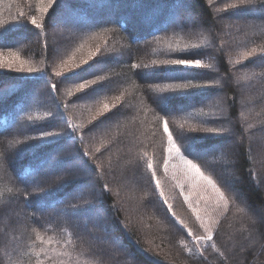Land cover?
Instances as JSON below:
<instances>
[{
    "label": "trees",
    "instance_id": "trees-1",
    "mask_svg": "<svg viewBox=\"0 0 264 264\" xmlns=\"http://www.w3.org/2000/svg\"><path fill=\"white\" fill-rule=\"evenodd\" d=\"M125 1H147L151 6L158 2L157 9L146 16L154 28L130 32L125 18L87 25L95 16L100 17L105 7L113 10L123 0H57L51 6L48 0H0V52L26 63L21 67L17 63L0 66V264L3 210L14 203L28 204L29 216L15 239L12 264H264V31L248 33L247 25L235 23L231 18L235 7L222 13L218 22L214 4L227 0ZM257 3L256 8L264 6V0ZM183 5L205 30L196 35L190 33L186 22L182 29L169 24ZM44 8L46 13L41 12ZM65 9L66 16L70 15L73 20L68 18L80 29L58 52L52 43L51 25ZM33 16L43 23L42 29L31 25ZM223 24L228 29L224 30ZM19 37H25L29 44L11 43ZM138 41L149 51L138 50ZM120 45L121 53L115 51ZM243 47L259 48L263 55L238 67L232 51L239 52ZM214 48L217 55L210 57ZM117 53L123 55L130 79L112 89L107 67L98 70L94 66L100 62L110 65ZM201 56L208 61L199 69L169 63ZM70 61L81 68L57 76L60 65ZM133 64L138 67L133 68ZM29 68L39 71L29 72ZM174 69L198 75L195 79H179L163 74ZM237 71L253 75L249 83L241 82ZM147 74L153 79L145 80ZM86 80L95 83L78 89ZM53 83L54 91L50 88ZM169 83L191 86L175 92L157 91ZM94 91L98 93L95 99L91 98ZM33 94L37 96L35 105L31 104ZM222 94L226 121L223 114L202 103L203 98ZM160 95L176 97L166 116L152 100ZM114 98H119L120 104L99 115L102 104ZM120 116L124 117L122 123L117 121ZM162 118L168 120L181 152L191 159L185 151L189 149L197 157L194 162L217 183L230 203L214 232L216 247L209 245L202 255L188 235V230L195 235L197 227L185 217V206L176 193L165 191L168 144ZM207 127L218 131L207 133ZM226 133H232L235 141L223 135ZM10 142H17L15 148H7ZM191 142L194 150L188 145ZM219 145L229 152L228 167L195 151ZM63 147L75 150L82 164L68 175L80 179L78 183L92 179L98 195L77 210L46 208L39 213L38 204H50L53 197L62 205L73 204L62 195L78 183L67 180L61 184L44 170V164ZM67 155L51 162V166L73 161L74 157ZM227 171L232 174L230 179ZM231 180L234 191L227 185ZM3 200L8 201L6 207ZM98 203L106 207V220H98L95 225L99 233L88 243V233L80 227L92 229L90 219L73 222L70 217L81 216ZM118 238L127 247L126 255L115 254L105 246L117 243Z\"/></svg>",
    "mask_w": 264,
    "mask_h": 264
},
{
    "label": "rangeland",
    "instance_id": "rangeland-1",
    "mask_svg": "<svg viewBox=\"0 0 264 264\" xmlns=\"http://www.w3.org/2000/svg\"><path fill=\"white\" fill-rule=\"evenodd\" d=\"M123 0V2L118 3L117 7L114 8L113 10H110L108 7H105L104 10H102L99 14L100 17L95 16V20L93 21H89L87 23V25H100L106 22H114L118 19L121 18H125L126 20L129 21V25L131 26V29L129 30L130 32H134L137 33L143 29L149 30L150 28L153 29L154 27H150L149 26V19L146 18V16L148 14H150L151 12L153 13V11L157 8V6H159L158 2L154 3L152 6L150 4L146 2H136V1H125ZM223 1V0H221ZM229 0H227L224 3H220L218 2V4L216 5V3L214 4V11H215V15L218 19V22L221 20V14L224 12H227L229 9H232L233 7H235V9L237 11H234L231 13V18H233V21H235V23L239 22L241 24H245L247 25V31L248 33H252V32H258V31H264V6L260 7V8H256L255 4L258 2V0H231V3L226 5V3ZM248 3H252V5L248 4ZM248 4V5H247ZM258 4V3H257ZM252 6V7H251ZM66 10H64V12L59 16V18L57 17L56 21L52 23L51 25V32L53 33V41L52 43L54 44V46H56V50H61V48H65L68 46V44L70 43V37H73L75 35V31L79 30L80 27H76V23L74 21H72V17L66 16L68 15L66 13ZM100 10V9H99ZM233 10V9H232ZM230 12V11H229ZM247 14V16H246ZM70 17V18H68ZM184 22L187 23L188 27H191L190 33L194 34V32H196V35L205 30L202 29V26H200L197 22L196 19L194 18V16L192 15V12L190 11V9L187 8V5H183V7L181 6L180 8H178V12L175 13V15L173 16V18L171 19V21L169 22V24H175L177 25L180 29H182V24H184ZM150 27V28H149ZM156 27V26H155ZM222 27H224V30L228 29L226 24H223ZM159 28V26H158ZM162 29V28H161ZM209 29V28H208ZM208 31V30H206ZM195 35V36H196ZM63 42H62V41ZM145 40V39H144ZM147 41V40H146ZM145 41V42H146ZM11 43L13 44H21V45H28L29 42L27 41V39L25 37H19L17 38L16 41H12ZM63 43V44H62ZM136 48H138V50H140L141 52L146 53L147 51H149V49H147L145 45V43L138 41L136 43ZM122 45H120L119 47L117 46V48L115 49V51L117 50V52H120ZM118 49H121L120 51H118ZM112 52H114L113 50H110ZM239 52H235L232 51V54L235 55L233 57V61L235 60V63H238V67H241L243 64L248 63V61H253L256 60L258 58H260L263 55V52L259 49V48H252V47H246V48H242L240 50H238ZM121 53V52H120ZM211 56L214 57V55H217V51L214 48L213 50L211 49ZM201 56L199 59H201L203 62L208 61L206 57ZM123 55L121 54H116L115 56H113L110 60L111 63L110 65L106 66V63L104 62H100L97 63L94 66V69H102L107 67L106 72L111 75V86L110 88H112L115 84L120 83L122 81H125L126 79L129 80L130 76L128 75V68L126 67V65H123V61H122ZM195 59V58H193ZM21 60V59H20ZM19 58L17 59V57H15V55H10L8 54H4L3 52H0V66L2 67H13V64L17 63L20 67L22 66V64H26L25 62L23 63L22 61H20ZM261 61V60H260ZM69 62H64L61 65L65 66V70L62 71V74H69L71 71H77L79 70L81 67H75V65L78 63L76 61H70ZM82 64V63H81ZM264 64V62H263ZM60 65V67H61ZM241 71V69H239ZM235 71V70H234ZM215 72V70H214ZM213 72V73H214ZM217 72V71H216ZM254 72V71H252ZM163 74H165L166 76L169 75V71L164 72ZM237 74L239 75L240 72L237 71ZM253 75L251 74H247L246 71H244L243 73H241L239 75V78L241 80V82H243L244 84H246L247 82L249 83V78L252 77ZM147 81H149L151 78L153 79V77L149 74L146 75L145 77ZM151 79V80H152ZM42 89V88H40ZM39 89V91H40ZM112 89H115L112 88ZM118 90V89H116ZM42 92V90H41ZM97 92L94 91L91 95V98H96L97 97ZM240 96H242V98H246L245 95L242 93H240ZM248 97V95H247ZM252 97V96H251ZM37 96L35 97L34 94L32 95V100H31V104L38 103L36 101ZM112 101V102H111ZM202 103L208 105L209 107H213L214 109H216L219 113L224 115L225 120L226 121V116L225 112L223 111L224 106H225V97L224 95H220V96H211V97H206L202 99ZM107 104L108 105V110H103L104 109V105ZM120 104V99L119 98H114L112 100H110V102L107 103H103L102 104V110H101V114L99 113V115H104L109 113L110 111L114 110L118 105ZM187 108H185L182 111H186ZM220 115V114H219ZM221 117V116H219ZM118 123H122L124 122V117H119L118 118ZM226 137H230L231 139L233 138L232 133H226L223 134ZM234 139V138H233ZM237 142H239L238 139H236ZM235 141V139H234ZM193 142H191L190 144L188 143V145L190 146V148L192 150H194L191 146ZM17 145V142H10L7 145L8 149H13V147L15 148V146ZM232 144H229V146ZM200 156H202L203 158H209L212 160H216L221 162L222 164H224L226 167H228L231 162H230V157H229V152L228 150H225V146L224 145H219V146H212V147H204L200 150H195ZM68 154V155H67ZM64 155L67 156H71L74 157L73 161L65 163V164H60L57 165V167H52L51 166V162L55 161L56 159L59 160L61 157H63ZM76 152L75 150H73L71 147H63L60 148L58 150H56L55 155L52 157L51 162H47L44 164V170L46 169L47 172L49 173V175L47 176H52L53 180H55L56 182L58 181L61 184H64V181L67 180H71V182H75L78 183V180L80 179H74L72 176H69V172L75 168V167H81L82 164L79 161V158L76 157ZM167 172H166V176H165V191H169V193H176L178 196V200H181L183 206H185V211H187V215L185 216L187 219H189V222H193L195 224L196 231L197 233H195V235L199 236V235H203V229L200 227V222L196 219V213L193 212L192 208L188 207V203L185 201L184 197L185 196H189L193 208H195L197 210V212L201 215V217L204 218L206 223H211L212 228H213V232H215L220 220L226 215L228 209H229V200L227 199V208L224 207V202L221 201L219 203L216 202L215 199V195L214 193H212V191L210 189H205L203 182H201L200 185L197 186H193L192 183L189 181L188 177L185 175L184 170H183V165L179 160H169L167 159ZM43 170V168H42ZM202 171V170H201ZM65 174V175H64ZM67 174V175H66ZM5 175V172L4 174ZM206 175V174H205ZM232 174L228 173L227 171V178L230 179V176ZM208 176V175H207ZM2 177V174H0V178ZM68 178V179H66ZM41 179V178H40ZM39 179V180H40ZM43 179V177H42ZM62 180V181H61ZM217 184V183H216ZM66 185V183H65ZM74 185V184H73ZM227 185L228 187L234 191L233 189V185L234 183L231 181H227ZM218 186V185H217ZM219 187V186H218ZM221 189V188H220ZM222 191V189H221ZM64 193V192H63ZM98 192H97V188L95 186V183L93 182L92 179L89 180L88 183H82L79 182L74 188L73 190H70L69 192H66L65 194L62 195V198L64 200H66L68 203L69 202H73V204L71 205H62L61 203H59V200L55 197H53L50 201V204L48 203H39L38 204V208H39V213H42V210L47 209H60L61 212H65V208L67 207L70 210L74 209L77 210L79 206H81V204H83L84 202H89L92 200L93 197L97 196ZM226 197V196H225ZM227 198V197H226ZM4 201V200H3ZM8 201L5 200L3 202L4 207L7 206ZM100 203H98L97 205H95V208H93L92 210H88L86 212H84L83 214H81V216H71V220L74 222L76 219H90V226L92 229L85 227L82 225V227H80L83 232H87V238L88 240H86L88 243L89 241H91L93 235L99 233L96 228L97 226L95 225L98 220L99 221H105L106 220V213H105V206L104 205H99ZM13 206H8V208H4V214L2 216V220H3V251H2V259H3V264H12V255L14 254V250L16 247V241L15 239L17 238V234L19 232V229H22L25 225L24 222H26L28 219L27 217L29 216V205L27 204L26 207H24L23 205H19V204H12ZM174 206V205H173ZM263 216V214L261 215ZM68 218V217H67ZM263 218V217H262ZM109 219V218H108ZM74 226H81L79 224H75ZM102 234V232H101ZM112 234V233H111ZM194 235V234H193ZM147 236L149 237V239L151 238L150 234H147ZM116 241V240H115ZM117 243L110 245V243H105V246L107 248H109L111 251L115 252V254H120V255H126V252L128 251L126 248V246L123 245L122 240L118 238V240L116 241ZM99 244V243H98ZM69 253V252H68ZM64 254V252L62 253ZM17 255V254H16ZM66 256V255H65ZM68 256V255H67ZM80 263H84L82 261H79ZM78 262V263H79ZM72 264H75V262H70ZM93 264V263H92Z\"/></svg>",
    "mask_w": 264,
    "mask_h": 264
},
{
    "label": "snow or ice",
    "instance_id": "snow-or-ice-1",
    "mask_svg": "<svg viewBox=\"0 0 264 264\" xmlns=\"http://www.w3.org/2000/svg\"><path fill=\"white\" fill-rule=\"evenodd\" d=\"M57 3V0H48L49 6L55 5ZM42 13L47 12V8L41 9ZM31 25L34 26L35 29H42L44 27L43 23L35 16L31 17L30 20ZM37 35H40L38 32ZM95 55V53H93ZM19 57H17L18 59ZM71 63V62H69ZM83 63L87 64L88 61L85 60ZM169 63L173 65H181L183 66V69H199L203 68L204 62L199 59H175L170 61ZM75 67H79V65H75ZM133 68L138 67V65L133 64ZM183 69L180 70H169V75H174L179 79H186V78H192L195 79V77L198 75L197 73H187L184 72ZM65 70V66L61 65V68L59 71L56 72L57 76L61 75V72ZM29 72L33 71H39V69H33L29 68ZM89 83H95V81H85L84 83H80L78 85V89H84L89 86ZM190 83H184V84H166L163 87H159L157 89L158 92L163 93L166 91H173L175 92L176 89H183L190 87ZM50 88L54 91L56 89V84L53 83L50 85ZM183 95V93H181ZM176 97L174 95H160V96H153L152 100L153 103L156 104V106L160 109L161 112H163L166 115L169 114V104L175 99ZM103 110H108V105H104ZM163 123V131L167 134V152H168V159L169 160H179L183 165V170L185 175L188 177L189 181L192 183V185L195 187L197 185H200L201 182H203V185L205 189H210L212 193L215 195L216 202L219 203L221 201L224 202V207L227 208V198L225 197V194L223 191H221L220 187L217 186L216 182L210 177L204 174V172L201 171L200 166L194 162V160L197 158L189 149H185L186 152H188V155H191L192 158L189 159L188 156H186L184 153L181 152V147L179 144H177L176 138H174L173 133L169 130V124L167 119L162 118ZM183 125H181V128ZM75 131V129H73ZM207 133H215L218 130L215 128L207 127L204 129ZM50 134V133H49ZM187 140H194V137H186ZM149 168L152 167L151 163L148 165ZM167 164H165L164 171L167 172ZM156 173L155 171L152 172V176L155 177ZM156 186L159 187V180L156 181ZM107 186L105 185V189ZM161 196H163V192L160 193ZM185 201L188 203V207L192 208L193 212L196 213V219L200 222V227L203 229V235H193L191 233V230H188V235L191 236L193 242L198 246V248L201 250V255L203 254V250H205L209 245H211L213 248L216 247L215 244V236L213 232V228L211 223H206L204 218L201 217V215L197 212L195 208H193L192 202L189 198V196L184 197ZM167 203V201H164ZM171 208V205H169V209ZM173 215L175 213L173 212ZM183 223V221H181ZM187 227V226H185ZM191 252V250H189Z\"/></svg>",
    "mask_w": 264,
    "mask_h": 264
}]
</instances>
